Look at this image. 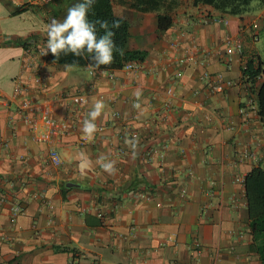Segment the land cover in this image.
<instances>
[{
  "label": "crops",
  "instance_id": "0c3cea01",
  "mask_svg": "<svg viewBox=\"0 0 264 264\" xmlns=\"http://www.w3.org/2000/svg\"><path fill=\"white\" fill-rule=\"evenodd\" d=\"M111 1L129 23L127 49L146 52L139 69L95 71L43 55L46 25L77 0H0V264H260L235 182L264 164L257 86L242 74L253 53L264 63L256 19L193 0L145 11ZM158 14L172 17L168 29L158 30ZM16 82L51 117L77 124L54 144L60 165L10 99ZM96 101L102 129L80 145ZM15 201L23 212L13 216Z\"/></svg>",
  "mask_w": 264,
  "mask_h": 264
},
{
  "label": "trees",
  "instance_id": "16d2710c",
  "mask_svg": "<svg viewBox=\"0 0 264 264\" xmlns=\"http://www.w3.org/2000/svg\"><path fill=\"white\" fill-rule=\"evenodd\" d=\"M252 0H193L195 4L210 5L214 9L227 12L232 15H240L249 11ZM153 0H136L131 7L145 11L153 7ZM92 20L107 21L108 29L115 33L113 39L118 47L122 50L114 52V59L111 64L94 67L91 58L85 55L75 57L71 53L64 55L61 53L59 59L54 57L50 51L48 58L59 65L71 66H90L95 71L104 69H121L127 62H142L146 58V52L142 50L127 49V41L129 38V23L126 19L115 15L111 0H97L92 6V12L89 15ZM114 20H120V26L113 28ZM173 19L168 14L157 15V28L164 31L172 25ZM101 34L103 30H100ZM76 63H73V62ZM243 79L250 87L256 85V102L257 115L264 127V63L256 54L248 56L245 68L242 69ZM244 191L247 202V210L249 216V233L252 237V247L259 256L260 264H264V164L252 168L244 176Z\"/></svg>",
  "mask_w": 264,
  "mask_h": 264
},
{
  "label": "clouds",
  "instance_id": "9594fccd",
  "mask_svg": "<svg viewBox=\"0 0 264 264\" xmlns=\"http://www.w3.org/2000/svg\"><path fill=\"white\" fill-rule=\"evenodd\" d=\"M97 0H77L67 9L62 20L52 18L46 25V46L43 55L50 53L59 59L61 53H71L75 57L84 58L87 54L91 58L94 67L111 64L114 52H120L113 37L115 33L108 29L107 21L92 20L89 18L92 6ZM120 20H114L113 28L120 26ZM103 30L102 34L101 31ZM73 63H76L75 61ZM104 104L96 101L88 112V117L83 121L82 132L86 136L96 133V119L101 115ZM102 167L111 171L113 162L102 164Z\"/></svg>",
  "mask_w": 264,
  "mask_h": 264
},
{
  "label": "built area",
  "instance_id": "2783aa9c",
  "mask_svg": "<svg viewBox=\"0 0 264 264\" xmlns=\"http://www.w3.org/2000/svg\"><path fill=\"white\" fill-rule=\"evenodd\" d=\"M41 3H47L50 0H38ZM258 23L253 21L251 23V29L255 32L258 29ZM257 36L253 33L252 38L256 40ZM238 53L241 55L244 54V46L241 40H238L233 46ZM248 58V57H247ZM243 61V68H245L246 60ZM188 59L193 60L192 57H188ZM141 67V62L139 61H130L127 62L122 69L124 70H136ZM242 68V69H243ZM92 74L93 71L90 70ZM212 89L214 91H221L223 86L219 83L213 84ZM25 91V86L21 82H16L13 94L10 99L18 100V111L21 114L23 122L29 127L31 132V137L34 141L39 143L48 144V161L54 166H58L61 164V157L54 147V144L58 142L63 136L71 135L76 130V123L68 124L63 120H57L51 117L50 109L48 106L39 105V103L31 100L30 98L23 97ZM168 93L171 95V90H168ZM71 101L76 105H85L87 102V96L82 94H75L71 96ZM98 130L102 129L100 126L97 127ZM133 137H137V133H132ZM88 142V138L86 135H82L80 137L79 144L83 145ZM245 157H253V153L245 152L243 154ZM235 182L243 184L244 177L237 175L235 176ZM141 196H147L146 194L140 193ZM3 198L0 197V201ZM23 212V209L20 207L18 202H13L11 207V213L13 216L20 214ZM102 216L101 214H99ZM194 245L196 247L199 246L197 241H194Z\"/></svg>",
  "mask_w": 264,
  "mask_h": 264
},
{
  "label": "rangeland",
  "instance_id": "374dc122",
  "mask_svg": "<svg viewBox=\"0 0 264 264\" xmlns=\"http://www.w3.org/2000/svg\"><path fill=\"white\" fill-rule=\"evenodd\" d=\"M153 1L155 2V4H158L163 8H170L174 3V1H177V3L179 2L185 3L187 0H174V1L153 0ZM263 11H264V0H252L250 3L249 11L247 12V16L250 18V21L256 19L257 23L260 22V25L262 27L261 29L260 27H258V29L256 30L259 35V42L257 43V46L260 48L261 52L264 51V15H262ZM250 23H252V21ZM253 33L250 35L253 36ZM254 34L256 35V33Z\"/></svg>",
  "mask_w": 264,
  "mask_h": 264
}]
</instances>
